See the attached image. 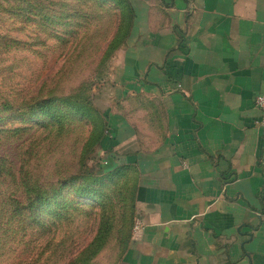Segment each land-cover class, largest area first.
Returning <instances> with one entry per match:
<instances>
[{
	"label": "crops",
	"instance_id": "crops-1",
	"mask_svg": "<svg viewBox=\"0 0 264 264\" xmlns=\"http://www.w3.org/2000/svg\"><path fill=\"white\" fill-rule=\"evenodd\" d=\"M128 1L100 95L102 148L137 175L119 264H264V0Z\"/></svg>",
	"mask_w": 264,
	"mask_h": 264
},
{
	"label": "rangeland",
	"instance_id": "rangeland-1",
	"mask_svg": "<svg viewBox=\"0 0 264 264\" xmlns=\"http://www.w3.org/2000/svg\"><path fill=\"white\" fill-rule=\"evenodd\" d=\"M128 0H0V264H119L135 174L102 148ZM114 167V168H113Z\"/></svg>",
	"mask_w": 264,
	"mask_h": 264
},
{
	"label": "trees",
	"instance_id": "trees-1",
	"mask_svg": "<svg viewBox=\"0 0 264 264\" xmlns=\"http://www.w3.org/2000/svg\"><path fill=\"white\" fill-rule=\"evenodd\" d=\"M131 10V9H130ZM132 12H130L129 10H128V14H129V17H130V19H132V14H131ZM103 138H104V135L101 137V140H103ZM127 167H125V168H127V169H129L130 171H132L134 174H135V183H134V192H133V196H134V203H135V198H136V186H137V175H136V171H135V169L133 168V167H131V166H129V165H126ZM114 168V167H113ZM135 217H136V215H135V204H134V208H133V214H132V223H131V226H130V239H131V237H132V233H133V225H134V221H135ZM129 239V240H130Z\"/></svg>",
	"mask_w": 264,
	"mask_h": 264
},
{
	"label": "built area",
	"instance_id": "built-area-1",
	"mask_svg": "<svg viewBox=\"0 0 264 264\" xmlns=\"http://www.w3.org/2000/svg\"><path fill=\"white\" fill-rule=\"evenodd\" d=\"M254 104L260 110V112L264 115V94L256 95L254 99ZM108 160L112 161L109 158ZM139 226H140L139 222L135 220L133 230H137Z\"/></svg>",
	"mask_w": 264,
	"mask_h": 264
}]
</instances>
